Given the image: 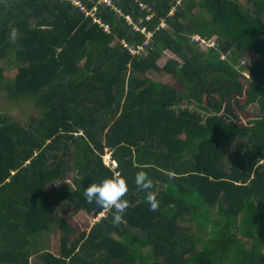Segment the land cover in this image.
I'll list each match as a JSON object with an SVG mask.
<instances>
[{"label":"trees","instance_id":"trees-1","mask_svg":"<svg viewBox=\"0 0 264 264\" xmlns=\"http://www.w3.org/2000/svg\"><path fill=\"white\" fill-rule=\"evenodd\" d=\"M80 1L0 0V97L38 112L0 113V264H264V0ZM113 175L118 225L83 195Z\"/></svg>","mask_w":264,"mask_h":264},{"label":"clouds","instance_id":"clouds-1","mask_svg":"<svg viewBox=\"0 0 264 264\" xmlns=\"http://www.w3.org/2000/svg\"><path fill=\"white\" fill-rule=\"evenodd\" d=\"M111 163L114 166V162L110 159L109 166H111ZM135 184L139 189L146 192V201L150 206V210L156 211L160 206V201L157 198L158 193L152 190L154 181L150 175L143 170L137 172ZM128 192L127 179L122 175H113L105 177L99 182L94 180L90 186L84 189L83 195L89 204L94 203L100 210H112V223L118 225L123 222L125 213L130 206V202L126 198Z\"/></svg>","mask_w":264,"mask_h":264},{"label":"rangeland","instance_id":"rangeland-1","mask_svg":"<svg viewBox=\"0 0 264 264\" xmlns=\"http://www.w3.org/2000/svg\"><path fill=\"white\" fill-rule=\"evenodd\" d=\"M242 2H245L246 0H240ZM170 58H177L172 52L167 51L163 55V57L158 61V64L160 66H163ZM5 66H7V63H4ZM17 73V70L12 69L6 71V77L8 79H11L15 76ZM151 77L155 81H160V82H173L175 84H178L174 80L172 81L171 78L167 75H161L157 73H152ZM257 109L254 106H250L249 111L255 112ZM0 113H7L11 115L12 117L22 121V122H27L30 117L32 116H37L38 112L34 109L33 104L31 101H24L21 103L18 102H9L6 100L3 96L0 97ZM243 141L240 140L237 142L234 148L230 150V152L235 151L239 148ZM109 155L105 156V162L107 164L110 163V157ZM66 219L70 221L71 224L74 226H79L81 229H89L97 220L98 218H94L88 214H85L84 212H78V213H65ZM202 233L201 235H203ZM42 244L47 245V247L51 251H57L58 250V242H59V235L55 234V232H50L47 235H44L41 237ZM33 262L36 261V257L31 259Z\"/></svg>","mask_w":264,"mask_h":264},{"label":"built area","instance_id":"built-area-1","mask_svg":"<svg viewBox=\"0 0 264 264\" xmlns=\"http://www.w3.org/2000/svg\"><path fill=\"white\" fill-rule=\"evenodd\" d=\"M70 1L73 2L74 4H76L77 6H80L81 7V10H84V7L81 5V1L80 0H70ZM180 1L181 0L178 1V4H180ZM99 2L105 4L106 6H110V7L114 8V5H113L112 0H99ZM139 6L142 9H146L148 11H151V8L147 4H144V3H141L140 2L139 3ZM152 15L153 14H150L149 16H147L146 19L147 20H150L151 17H152ZM126 20L129 23L133 24V19H132L131 16L126 15ZM98 22L100 23V21H98ZM104 27H105L106 30H109L110 29L107 24H105ZM134 27H135V30H137V31L139 30V31H141L143 33H147L148 40L152 37V33L151 32H148L145 27L142 28V27H139L138 25H134ZM160 27H167L166 22L164 20H162V22L160 23L159 28ZM192 39L195 40V41L200 42L202 45H205L207 47H214V46L217 47V45L215 44V41L204 40L200 36H193ZM141 48L142 47H139V50H141ZM137 51L138 50H132L133 53H136ZM222 58L225 59V56H223ZM113 167H116V163L115 162H114V166ZM104 214H105L104 212L100 213L99 214V218L102 217V216H104Z\"/></svg>","mask_w":264,"mask_h":264},{"label":"bare ground","instance_id":"bare-ground-1","mask_svg":"<svg viewBox=\"0 0 264 264\" xmlns=\"http://www.w3.org/2000/svg\"><path fill=\"white\" fill-rule=\"evenodd\" d=\"M147 37V36H146ZM152 38V37H151ZM153 39V38H152ZM131 49V48H130ZM137 54V53H136Z\"/></svg>","mask_w":264,"mask_h":264}]
</instances>
